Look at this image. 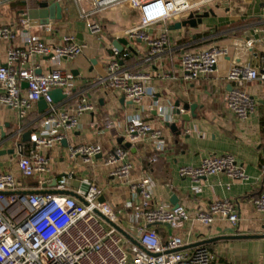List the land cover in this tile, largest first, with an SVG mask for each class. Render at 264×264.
I'll return each instance as SVG.
<instances>
[{"label":"crops","instance_id":"0c3cea01","mask_svg":"<svg viewBox=\"0 0 264 264\" xmlns=\"http://www.w3.org/2000/svg\"><path fill=\"white\" fill-rule=\"evenodd\" d=\"M46 2L54 3L53 0H0V27L15 26V29L22 30L20 21L26 18L32 23L28 31L42 37L48 44H62L63 38L68 35L86 43L87 49L74 60L55 63L48 58L35 56L25 67L37 68L38 74H48L56 68L72 74L76 89L71 99L59 104V107L70 109L86 96L94 104L95 111L80 118L79 127L68 134L66 141L45 151L53 171L46 179L47 183L39 187L36 179L22 177L18 169L20 155L17 147L23 145L24 155L27 156L35 151L30 141H23V135L38 128L45 111L41 112L39 103H36L21 120L16 109L0 104V134L5 135L0 151H7V154L0 156V171L13 174L21 191H52L55 180L73 172L78 181L90 180L103 190L106 202L116 212L122 211L120 219L125 227H130L131 211L125 207L133 198L130 187L146 175L156 185L153 196L155 204L173 209L172 200L175 198L192 217L198 212L208 211L216 201L230 200L235 203L240 212V224L236 228L220 217L210 226L196 221L183 222L176 229H170L167 225L152 226L163 243L171 236H180L185 243L182 250L190 253L195 250L191 246L202 241L233 235L263 234V217L256 211L254 200L264 191V85L260 82L244 85L243 89L257 101L255 112L245 121L239 120L230 111L225 99L230 91L226 78L235 65L262 67L264 0H219L200 14L209 15L203 17L202 23L196 27L187 25L172 29L179 23L172 21L147 29L154 37L168 30L170 38V52L150 61H147V43L126 37V31L139 22L136 13L123 8L105 12L94 18L101 23L102 34L92 35L87 22L81 20L79 14L74 18L67 2L61 0L62 19L50 21L54 30L48 34L40 28V20L29 18L31 10L39 9ZM119 39H126L129 43L123 46L122 53H129V56L121 59L123 69L151 75L150 85L159 90L160 104L171 122L158 115L152 97L148 96L136 104L96 84L98 78L105 74L111 51L116 48L114 43ZM18 40H0L1 63H7L8 52ZM213 46L225 49L227 56L219 60L213 73L194 83H185L180 61L183 53ZM22 87L25 93L27 85L23 84ZM178 101L185 108L183 115L191 117L189 122L174 116V105ZM192 105H195V117L191 113ZM135 117L163 132L167 147L157 154L155 164L150 163L155 154L150 141L132 146L126 139L129 119ZM174 124L175 129L172 128ZM107 125L112 128L110 131L106 129ZM79 145H100L105 155L116 148L128 150L134 165L130 177H110V169L103 165L104 156L97 157L94 164H85L80 157L71 159L69 147ZM224 155H232L236 159L249 177L248 181H234L226 174H218L202 180L201 191L198 192L196 187L199 184L179 176L182 167L197 168L208 157ZM204 246L215 255L216 264H264V240H220Z\"/></svg>","mask_w":264,"mask_h":264},{"label":"built area","instance_id":"2783aa9c","mask_svg":"<svg viewBox=\"0 0 264 264\" xmlns=\"http://www.w3.org/2000/svg\"><path fill=\"white\" fill-rule=\"evenodd\" d=\"M71 1L76 5L79 18L87 22L92 35L102 34V25L94 18L105 12L123 8L136 13L139 22L126 31V37L147 43V61H150L170 52V38L168 30L154 37L147 29L172 21L183 23L197 19L219 0ZM20 25L22 30L15 29V26L0 27L1 41L12 42L19 38L8 52L7 63L0 62V104L16 109L21 120L34 104L41 101L47 104L38 128L30 135L35 151L27 156L23 145L17 147L20 155L18 169L22 177L36 179L37 186L41 187L53 171L45 151L66 141L68 134L79 127L80 118L93 113L95 106L83 96L72 108L61 109L59 104L69 101L76 89L74 76L62 68L38 74L37 68H26L25 64L35 56L51 57V62L55 63L74 60L84 53L87 44L78 42L72 35L65 36L62 44H48L42 37L28 31L32 28L30 20L22 18ZM40 28L48 34L54 30L51 24ZM127 56L128 52L123 54L113 48L106 72L96 84L136 104L148 96L152 97L158 115L171 122L157 98L159 90L150 85L151 75L123 69L121 59ZM225 56L227 51L217 46L183 53L180 60L183 81L194 83L213 73L219 60ZM261 64L260 69L235 65L226 78L232 86L226 95V104L239 120L245 121L255 112L257 101L243 87L250 82L264 85V57ZM23 84H27L25 93ZM58 89L63 90L66 99L54 103L51 93ZM106 129L110 131L112 128L107 125ZM126 139L132 146L150 141L155 152L150 159L152 164L157 163V154L167 147L163 132L138 117L129 119ZM2 142L0 134V146ZM69 156L71 159L80 157L85 164H94L97 157L104 156L103 165L110 169V177L117 179L129 178L134 168L130 152L123 148H116L105 155L100 145L70 146ZM218 174H226L234 181L249 180L232 155L208 157L197 168L182 167L179 170L181 178H190L199 184L196 187L198 192L201 191L202 180ZM74 181H78L74 173H67L57 180L54 190L74 191L83 201L69 195L25 193L27 191L18 188L13 174L0 171V264H216L215 255L205 246L196 247L192 253L183 251L185 243L180 236H171L163 243L152 226L167 225L176 229L188 221L210 226L217 217L227 220L233 228L240 224L238 206L230 200L213 202L208 211L198 212L193 217L183 207L169 209L155 204L156 185L146 175L130 187L133 198L125 206L131 211L130 227H125L120 219L122 211L116 212L107 202L99 201L103 197L99 186L86 179L78 181L80 186L73 188ZM84 186L88 189L85 190ZM254 205L264 221V191L254 200ZM113 224L140 246L127 239Z\"/></svg>","mask_w":264,"mask_h":264},{"label":"water","instance_id":"95a60500","mask_svg":"<svg viewBox=\"0 0 264 264\" xmlns=\"http://www.w3.org/2000/svg\"><path fill=\"white\" fill-rule=\"evenodd\" d=\"M62 6L60 5V3L58 2H54V3H43L39 9H33L29 12V18L31 20H40L41 25H48L50 23L51 20H61L62 19ZM209 14H205V15H199L197 19H193V20H188L185 21L183 23H177L176 25L172 26V29H179L183 26H187L190 25L192 27H196L198 24L202 23V19L203 17H207ZM129 43L126 39H119L118 41H116L114 43V46L117 48L118 51L122 52L123 51V46H127ZM49 60L51 59V57L48 58ZM27 85V84H26ZM232 89V86H229V90ZM52 98L54 103H59L62 100L66 99V96L63 94V90L58 89V90H54L52 93ZM158 98V97H157ZM123 100H125L123 98ZM39 106H40V111L43 112L47 109V104L44 101L39 102ZM175 111H174V116H179L181 117L182 121H186L189 122L191 119V117H187V115H183V113L181 112V110L185 111V108H182L180 105V102H176V104L174 105ZM187 108V107H186ZM191 109V113L192 116L195 117V105H192L190 107ZM173 129L176 128V125L174 124L172 126ZM30 135L31 133H26L23 135V141H30ZM2 137L5 138V135L2 133ZM130 146V145H129ZM12 153L14 151H11ZM7 154V151H0V156H3ZM57 184V180L54 181L53 184V188L56 187ZM80 186V183L78 181H74L72 183V187L73 188H77ZM85 190L88 189L87 186H84ZM25 193H34V194H61V195H69V196H73L77 199H79L80 201H83V199L78 196L74 191L71 190H66V191H57V190H52V191H27ZM101 203H105L106 200L104 197L100 198L99 200ZM172 203L174 205L175 208L179 207V203H177L175 201V198L172 200ZM113 227H115L121 234H123L127 239L131 240L135 245H138V242L135 241L133 238H131L123 229H121L119 226L114 225ZM233 232V230L231 231ZM249 239H258V240H264V233L263 234H259V235H233V236H228V237H219V238H215V239H210V240H206V241H202L196 244H193L191 247L196 248L199 246H204L206 244H210V243H214V242H218L220 240H249Z\"/></svg>","mask_w":264,"mask_h":264},{"label":"rangeland","instance_id":"374dc122","mask_svg":"<svg viewBox=\"0 0 264 264\" xmlns=\"http://www.w3.org/2000/svg\"><path fill=\"white\" fill-rule=\"evenodd\" d=\"M66 2H67V1L65 0V3H66ZM66 5L69 7V9H70V11H71V15H72L74 18H77L78 11H77V8H76L75 3H74L73 1H70V0H69V2H67Z\"/></svg>","mask_w":264,"mask_h":264}]
</instances>
